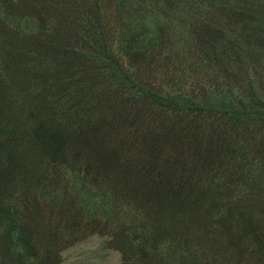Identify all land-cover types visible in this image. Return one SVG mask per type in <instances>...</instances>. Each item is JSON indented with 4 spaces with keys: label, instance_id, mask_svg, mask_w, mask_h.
<instances>
[{
    "label": "trees",
    "instance_id": "trees-1",
    "mask_svg": "<svg viewBox=\"0 0 264 264\" xmlns=\"http://www.w3.org/2000/svg\"><path fill=\"white\" fill-rule=\"evenodd\" d=\"M264 264V0H0V264Z\"/></svg>",
    "mask_w": 264,
    "mask_h": 264
},
{
    "label": "rangeland",
    "instance_id": "rangeland-1",
    "mask_svg": "<svg viewBox=\"0 0 264 264\" xmlns=\"http://www.w3.org/2000/svg\"><path fill=\"white\" fill-rule=\"evenodd\" d=\"M106 239L93 236L64 253L63 264H121L120 253L106 247Z\"/></svg>",
    "mask_w": 264,
    "mask_h": 264
}]
</instances>
